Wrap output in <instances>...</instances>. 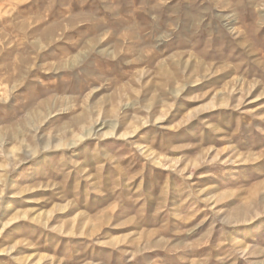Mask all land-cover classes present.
<instances>
[{
    "label": "rangeland",
    "instance_id": "1",
    "mask_svg": "<svg viewBox=\"0 0 264 264\" xmlns=\"http://www.w3.org/2000/svg\"><path fill=\"white\" fill-rule=\"evenodd\" d=\"M0 264H264V0H0Z\"/></svg>",
    "mask_w": 264,
    "mask_h": 264
},
{
    "label": "bare ground",
    "instance_id": "2",
    "mask_svg": "<svg viewBox=\"0 0 264 264\" xmlns=\"http://www.w3.org/2000/svg\"><path fill=\"white\" fill-rule=\"evenodd\" d=\"M6 1V0H5ZM6 3V2H5ZM58 3V2H57ZM36 110H34V111H32L31 113H30V116H34L35 114H36Z\"/></svg>",
    "mask_w": 264,
    "mask_h": 264
}]
</instances>
